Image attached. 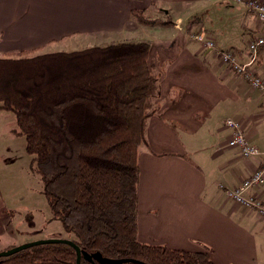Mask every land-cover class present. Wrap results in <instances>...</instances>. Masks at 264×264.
I'll return each mask as SVG.
<instances>
[{
	"label": "crops",
	"instance_id": "0c3cea01",
	"mask_svg": "<svg viewBox=\"0 0 264 264\" xmlns=\"http://www.w3.org/2000/svg\"><path fill=\"white\" fill-rule=\"evenodd\" d=\"M218 3L239 5L227 0H0V57L21 50L27 55L60 51L59 43L75 34L99 42L84 37L82 47L114 43L105 38L121 32L128 35L125 41L148 40L150 60L160 73V107L148 120L147 144L139 153L138 239L205 250L216 264H264V214L236 204L221 188L237 186L264 165V89L251 87L193 38L201 31L216 48L234 50L245 63L248 43L264 36V22L239 6L238 47L221 46L213 29L196 16ZM132 9L156 22L139 24ZM251 68L264 79V44L257 47ZM227 119L240 122L257 154L243 157L227 145ZM244 197H255L264 207V179ZM0 204L11 211L7 200ZM12 228L0 227V250L21 242Z\"/></svg>",
	"mask_w": 264,
	"mask_h": 264
},
{
	"label": "trees",
	"instance_id": "16d2710c",
	"mask_svg": "<svg viewBox=\"0 0 264 264\" xmlns=\"http://www.w3.org/2000/svg\"><path fill=\"white\" fill-rule=\"evenodd\" d=\"M130 13L139 24L156 22L143 10ZM150 49L139 40L0 57V109L14 114L52 215L81 250L126 260L119 264H216L205 250L138 239L139 153L160 107ZM76 257L69 244L51 242L0 264H76ZM80 264L100 263L81 256Z\"/></svg>",
	"mask_w": 264,
	"mask_h": 264
},
{
	"label": "rangeland",
	"instance_id": "374dc122",
	"mask_svg": "<svg viewBox=\"0 0 264 264\" xmlns=\"http://www.w3.org/2000/svg\"><path fill=\"white\" fill-rule=\"evenodd\" d=\"M239 6L241 7L218 3L198 12L196 16L200 17L206 28L213 29L221 46L238 47V36L242 35L239 32L243 30L236 25L238 16H241V11L237 10H243ZM168 22L166 20V23ZM156 26L161 27L157 24ZM127 36L121 32L105 40L121 42L128 40ZM84 37L88 38V41L93 39L95 43H99L94 37ZM84 37L75 34L64 39L59 45L62 50L79 49L86 43ZM1 200L11 203V211H7L8 209L0 204V212L6 216L5 219H0V227L10 229L14 225V234L21 241L14 242L15 245L6 249L39 239H74L73 234L62 228L60 220L53 217L42 193V181L35 170L33 156L25 149V137L19 132L14 114L6 109H0V202ZM262 239L264 252V236ZM2 250L5 248L0 251Z\"/></svg>",
	"mask_w": 264,
	"mask_h": 264
},
{
	"label": "built area",
	"instance_id": "2783aa9c",
	"mask_svg": "<svg viewBox=\"0 0 264 264\" xmlns=\"http://www.w3.org/2000/svg\"><path fill=\"white\" fill-rule=\"evenodd\" d=\"M234 4L243 5L249 11L254 13L258 20L264 22V1L263 0H227ZM193 38L200 42L205 48L213 50L220 61L227 65L228 68L242 76L246 81L249 82L250 86L253 88L264 89V79L256 74V72L251 68L257 54V47L264 44V36H258L248 43L249 49V60L242 63L238 60L234 50L232 49H220L216 48L214 41L206 36L203 32L199 31L193 35ZM225 125L231 128V134L228 139L227 145L230 147L237 148L240 155L243 157H250L258 153L255 146L248 142L245 132L242 129L240 122L227 119ZM264 179V165L245 177L240 184L233 188H223L224 193L227 198L233 200L236 204L242 205L249 208H255L260 214H264V207L260 200L255 197H244V192L252 187L257 186Z\"/></svg>",
	"mask_w": 264,
	"mask_h": 264
},
{
	"label": "water",
	"instance_id": "95a60500",
	"mask_svg": "<svg viewBox=\"0 0 264 264\" xmlns=\"http://www.w3.org/2000/svg\"><path fill=\"white\" fill-rule=\"evenodd\" d=\"M53 243V242H57V243H65V244H69L70 246H72L75 251H76V264H80V258L81 256H83L84 259L89 260V261H97L100 264H119L121 262L126 261L125 259H111V258H106L104 256L101 255V253L99 252H92V253H88L84 250H81L79 248L78 245H76L74 242H72L71 240H66V239H39V240H34L19 246H14L5 250L0 251V257L2 256H7L10 255L12 253H15L21 249L33 246V245H37V244H42V243Z\"/></svg>",
	"mask_w": 264,
	"mask_h": 264
}]
</instances>
